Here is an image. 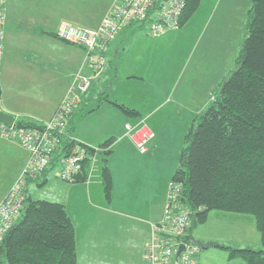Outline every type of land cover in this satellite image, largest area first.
<instances>
[{"label": "rangeland", "instance_id": "obj_1", "mask_svg": "<svg viewBox=\"0 0 264 264\" xmlns=\"http://www.w3.org/2000/svg\"><path fill=\"white\" fill-rule=\"evenodd\" d=\"M236 1L238 0H201L190 20L160 37L149 34L147 23L129 26L122 32V36H118L119 52L115 58L118 67L114 88L118 87L121 91V101L129 106H162L159 114H156L163 123L158 124L163 133L160 134L157 151L151 149L148 155H142L119 144L116 150L105 157L115 184H147L140 191L141 199L154 193L152 184L165 180L166 175L176 168L184 134L191 123L198 121V116L210 106L213 97L220 93L222 81L236 69V58L243 41L241 31H244L246 23V14L238 9ZM106 2L107 0H15L12 12L25 24L36 25L46 19L60 18V11L62 14L66 11L69 19L79 18L83 11L86 14L93 10L94 13L98 11L100 22L113 0H108V5ZM6 3L7 0L5 6ZM104 5L106 8L103 11ZM5 23L6 19L3 26L4 47ZM105 67L103 66V71ZM111 68L110 77L107 76L104 81L101 73L98 79L91 81L90 88L81 98L88 94L94 95L92 107L98 104L99 94L109 88L114 78L113 55ZM175 103L181 104L178 109ZM115 118L110 114L107 120H112L110 123L114 124ZM186 120L188 125L185 124ZM85 121L92 120L86 118ZM145 122L152 124L150 120L145 119ZM97 128L101 133L99 125ZM104 140L98 143H103ZM95 147L99 151L105 149L101 145ZM24 153L26 151L21 147L13 149L11 155L18 162L10 154L6 155V152L0 156V192L16 172ZM102 165V154L98 152L94 161V174H101ZM51 174L57 175V168L50 172V177H55ZM30 191L33 199L47 200L53 194L50 185L46 188L31 185ZM190 228L189 234L199 247L195 257L197 264H246L239 258H229L228 251L215 246L217 244L231 248L263 249L251 215L211 211L204 223L193 222Z\"/></svg>", "mask_w": 264, "mask_h": 264}, {"label": "crops", "instance_id": "obj_2", "mask_svg": "<svg viewBox=\"0 0 264 264\" xmlns=\"http://www.w3.org/2000/svg\"><path fill=\"white\" fill-rule=\"evenodd\" d=\"M236 2H238V9L246 14L247 1L238 0ZM108 3L107 0L105 4L108 5ZM14 4L15 0H7L4 11L6 14V43L0 65V111L14 116V121L44 123L53 116L58 106L69 94L70 89L73 90L76 74L79 71L88 74V71L83 69L85 59L83 48L58 39L55 35L59 27L68 24L94 28L99 23V14L98 11L94 13L93 10L86 14L83 11L79 18L70 17L68 19L67 12L62 14L60 11V18L53 17L33 25L32 23L25 24L26 22L20 20V17H16V14L12 12ZM97 8L100 10L98 6ZM105 8V5L102 6V10ZM102 10L101 13L104 11ZM82 23H92V25L84 26ZM127 27L120 30L107 47L106 67L101 78L106 81V77L111 75L112 55L115 74L109 88L103 92L108 95L109 100L131 107L141 114L140 118L151 121L152 124L148 126L154 133V137L148 144L147 152L142 154L148 155L151 149L158 150L160 134L163 133L158 125L163 124L161 118L156 117L161 110V104H145L142 107L129 106L121 101L122 95L119 88H114L118 67L115 61L119 52L118 36H122V32ZM241 35L243 39L245 26ZM154 92L157 94L156 91ZM101 94L102 92L97 99L98 104L93 107L91 101L94 95L88 94L83 99H81L83 95L80 97V104L70 118L74 124L73 139L89 146L101 145L102 143L98 142L105 139L103 143L110 140L107 150L111 152L116 150L119 144L129 151H136L130 141L123 137L124 124L129 123L130 120L135 121V118L129 119L109 102H99ZM180 105V103H175L177 109ZM110 114L116 117L114 124L110 123L112 120L110 122L107 120ZM86 118L92 121L88 123L85 121ZM185 124L188 125V120ZM97 125L100 126L101 133ZM20 147L14 141L0 138V156L6 152V155L10 154L9 156L18 162V159L11 153L13 149H20ZM26 159L27 153H24L16 172L9 178L4 190L0 192V202L17 178ZM109 170L112 176L110 167ZM174 170L173 168L170 174L166 175L165 180H160L156 185L152 184L154 193L142 199L140 191L147 187V184L130 182L115 184L113 176L111 195L109 199H106L100 175L96 172L94 174V165L87 182L67 184L60 181L55 174H51L55 177H50V172L36 180H45L41 188L50 185L53 194L47 200L59 202L65 207L75 230L77 264H143V247L152 226L162 218L167 184ZM31 185L39 186L33 181L27 183L26 195L29 194L32 197Z\"/></svg>", "mask_w": 264, "mask_h": 264}, {"label": "trees", "instance_id": "obj_3", "mask_svg": "<svg viewBox=\"0 0 264 264\" xmlns=\"http://www.w3.org/2000/svg\"><path fill=\"white\" fill-rule=\"evenodd\" d=\"M246 1L245 36L236 58V69L222 81L220 93L185 133L178 165L170 181L182 183V202L191 211L192 223H204L211 211L251 215L263 249L215 246L227 250L231 259L264 264V0ZM161 3L162 0H157L150 8L149 19ZM200 3L201 0H184L180 26L192 18ZM102 101L109 102L126 117L135 118L133 123L142 120L137 110L109 100L105 92L99 98ZM75 109L68 118L64 139L67 147L83 145L68 139L73 138L74 124L70 118ZM14 123L29 128L41 124L24 120ZM109 142L101 144L105 149L101 151L100 178L106 199L110 198L112 187L105 158L111 153L107 150ZM89 153L93 155L94 149L89 148ZM56 160L57 156L44 175L56 168ZM89 165L86 162L87 170ZM43 174L27 183L33 181L42 187L45 180L36 179L44 177ZM0 264H77L75 230L64 205L35 200L25 191L19 218L0 240Z\"/></svg>", "mask_w": 264, "mask_h": 264}, {"label": "built area", "instance_id": "obj_4", "mask_svg": "<svg viewBox=\"0 0 264 264\" xmlns=\"http://www.w3.org/2000/svg\"><path fill=\"white\" fill-rule=\"evenodd\" d=\"M5 1L0 0V65L4 48ZM156 1L113 0L96 27L83 28L68 24L59 27L57 38L83 48V69L88 74L83 71L76 74L73 90L70 89L53 116L39 127H22L14 122L9 126L0 123V138L16 142L27 153L19 175L0 202V240L19 218L27 181L42 175L56 156L57 177L60 181L67 184L89 181L95 156L101 151L95 146L85 144L66 146L64 139L69 115L78 106L80 97L90 88L92 78L102 73L106 48L122 28L136 23H147V30L153 37L178 28L184 0H162L149 19V10L156 5ZM123 137L139 153L144 154L154 134L142 119L137 123H126ZM68 139L73 141L71 137ZM89 148L94 149L93 155L89 153ZM86 162H90L88 170ZM182 195V183L169 181L162 218L152 226L143 247V264H197L195 257L199 247L189 235L192 216L190 209L182 202Z\"/></svg>", "mask_w": 264, "mask_h": 264}, {"label": "water", "instance_id": "obj_5", "mask_svg": "<svg viewBox=\"0 0 264 264\" xmlns=\"http://www.w3.org/2000/svg\"><path fill=\"white\" fill-rule=\"evenodd\" d=\"M14 120H15L14 116L0 111V123L9 126L14 122Z\"/></svg>", "mask_w": 264, "mask_h": 264}]
</instances>
